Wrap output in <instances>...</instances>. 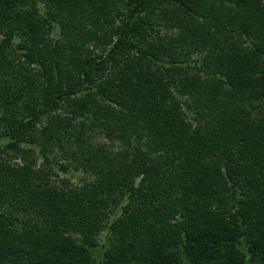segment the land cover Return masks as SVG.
<instances>
[{
  "label": "trees",
  "instance_id": "obj_1",
  "mask_svg": "<svg viewBox=\"0 0 264 264\" xmlns=\"http://www.w3.org/2000/svg\"><path fill=\"white\" fill-rule=\"evenodd\" d=\"M261 100L264 0H0V264H264Z\"/></svg>",
  "mask_w": 264,
  "mask_h": 264
},
{
  "label": "rangeland",
  "instance_id": "obj_2",
  "mask_svg": "<svg viewBox=\"0 0 264 264\" xmlns=\"http://www.w3.org/2000/svg\"><path fill=\"white\" fill-rule=\"evenodd\" d=\"M249 37V36H248ZM250 41L253 43V40L251 37H249ZM247 45V43H245ZM250 47V46H249ZM195 57V55L193 56ZM197 57V56H196ZM248 107L254 112V114H256L258 117H264V100H261V102H252L250 105H248ZM2 148V146H0V149ZM60 177H62V175H60ZM67 177H70L72 180L74 181H77L79 178H80V174H76V175H69ZM73 181V182H74ZM15 216H18V217H21L22 219L24 218H29L28 216H24L20 213H17V215ZM25 220V219H24ZM14 232H17V231H14ZM18 233V232H17ZM105 232H103L102 234H100L99 236H96L94 238V242L96 244L95 247H93V251H91V254H90V258L91 260L93 261V264H99L102 263V258L104 259V262H106V259L103 255L104 251L102 252H98V249L102 250V245L104 243H106V245H110L113 243V239L110 238V240H105V236H104ZM178 251V255L180 256V259L183 260V263L187 264L186 260H184L185 258H183L181 255H180V250H176V252Z\"/></svg>",
  "mask_w": 264,
  "mask_h": 264
}]
</instances>
